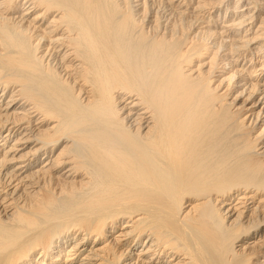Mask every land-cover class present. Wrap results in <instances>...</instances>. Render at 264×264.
Listing matches in <instances>:
<instances>
[{"label": "bare ground", "instance_id": "1", "mask_svg": "<svg viewBox=\"0 0 264 264\" xmlns=\"http://www.w3.org/2000/svg\"><path fill=\"white\" fill-rule=\"evenodd\" d=\"M0 264H264V0H0Z\"/></svg>", "mask_w": 264, "mask_h": 264}]
</instances>
